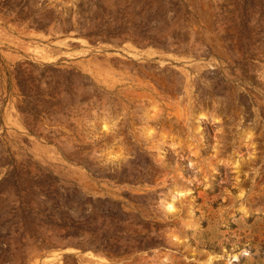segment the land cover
<instances>
[{
	"label": "rangeland",
	"instance_id": "374dc122",
	"mask_svg": "<svg viewBox=\"0 0 264 264\" xmlns=\"http://www.w3.org/2000/svg\"><path fill=\"white\" fill-rule=\"evenodd\" d=\"M0 264H264V0H0Z\"/></svg>",
	"mask_w": 264,
	"mask_h": 264
},
{
	"label": "trees",
	"instance_id": "16d2710c",
	"mask_svg": "<svg viewBox=\"0 0 264 264\" xmlns=\"http://www.w3.org/2000/svg\"><path fill=\"white\" fill-rule=\"evenodd\" d=\"M38 138H40V137L38 136Z\"/></svg>",
	"mask_w": 264,
	"mask_h": 264
}]
</instances>
